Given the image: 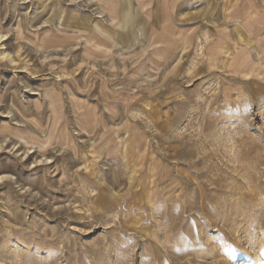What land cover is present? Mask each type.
<instances>
[{
    "label": "rangeland",
    "instance_id": "374dc122",
    "mask_svg": "<svg viewBox=\"0 0 264 264\" xmlns=\"http://www.w3.org/2000/svg\"><path fill=\"white\" fill-rule=\"evenodd\" d=\"M118 1L0 0V264H264V0Z\"/></svg>",
    "mask_w": 264,
    "mask_h": 264
},
{
    "label": "crops",
    "instance_id": "0c3cea01",
    "mask_svg": "<svg viewBox=\"0 0 264 264\" xmlns=\"http://www.w3.org/2000/svg\"><path fill=\"white\" fill-rule=\"evenodd\" d=\"M114 1H115V4H116V6H114L115 9H113L112 11L109 9L110 11H108V12L106 11L108 13L107 16L110 18V20L112 22L117 21L118 18L120 17V13L121 12L124 14L125 20H129L130 19V8H129L130 3H129V5L127 7H123L122 10H120L119 1L118 2H116V0H114ZM162 1H164V0H159L158 7L155 6L154 8H152L153 10H155V12H160V10L162 8L161 5L163 4ZM150 13L151 14L145 13L141 6H138L137 9L135 10V12L133 13V16L136 17V26L138 27V29L142 33L141 39H138L137 42H140L143 38L151 36L155 31L159 30L162 27L163 14H162V20H161V23H160L161 27L159 26L158 28H155V27L151 26V28L149 29L148 34L144 35V32L148 31L146 28H147V25H148V20H149L148 18H150V16L152 15V11ZM232 22H233L234 30L236 31V23H235V21H231V23ZM120 23L122 24V21H120ZM242 36H244L243 33H242ZM130 44L132 46H134L136 43L131 42ZM120 48L121 49H127L128 46H126V45L124 46V45L120 44Z\"/></svg>",
    "mask_w": 264,
    "mask_h": 264
},
{
    "label": "bare ground",
    "instance_id": "6f19581e",
    "mask_svg": "<svg viewBox=\"0 0 264 264\" xmlns=\"http://www.w3.org/2000/svg\"><path fill=\"white\" fill-rule=\"evenodd\" d=\"M238 0H236L235 1V3L237 2ZM166 2V1H165ZM167 3V2H166ZM172 3H173V1H172ZM234 3V4H235ZM223 4V3H222ZM164 5V4H163ZM224 5H225V3H224ZM173 6V5H172ZM234 7H235V5H234ZM171 8V7H170ZM170 8H168V9H170ZM174 8H175V6H174ZM258 8V7H257ZM259 8H261V7H259ZM263 8V7H262ZM162 9H163V7H162ZM167 9V10H168ZM227 10V9H226ZM260 10V9H259ZM151 12V11H150ZM150 12H148V13H150ZM147 13V12H146ZM173 13V12H172ZM256 13V12H255ZM253 14V13H252ZM148 15V14H147ZM247 15V14H246ZM170 18V17H169ZM252 18V17H251ZM171 19V18H170ZM246 19V18H245ZM244 19V20H245ZM115 20V19H114ZM234 20V19H233ZM236 20V19H235ZM163 21H164V19H163ZM249 21V20H248ZM264 21V20H263ZM168 23V22H167ZM163 24V23H162ZM171 24V23H170ZM170 24H169V26H170ZM260 24V23H259ZM167 25V24H166ZM164 27V26H163ZM172 29V28H171ZM166 30V29H165ZM171 31V30H170ZM226 31V30H225ZM175 34H176V32H174ZM250 33V32H249ZM157 35V34H156ZM171 35V34H170ZM229 35V34H228ZM227 36V35H226ZM155 37V36H154ZM157 38H158V36H156ZM178 38V37H177ZM251 38V37H250ZM159 39V38H158ZM252 39V38H251ZM161 40V39H160ZM153 41H154V39H153ZM163 41V40H162ZM178 42V41H177ZM176 42V43H177ZM180 42V41H179ZM183 42V41H182ZM148 43V42H147ZM178 44V43H177ZM176 44V45H177ZM238 44V43H237ZM241 44V43H240ZM261 45H264V44H262V43H260ZM179 45V44H178ZM219 45V44H218ZM217 45V46H218ZM245 44H243L242 46H244ZM151 46V45H150ZM149 46V47H150ZM186 46V45H185ZM238 46V45H237ZM236 46V47H237ZM156 47V46H155ZM160 47V46H159ZM168 47V46H167ZM170 47V46H169ZM211 47V46H210ZM215 47H216V44H215ZM173 48V47H172ZM233 48V47H232ZM244 48V47H243ZM156 49V48H155ZM165 49V48H164ZM223 49V48H222ZM225 49V48H224ZM158 50V49H157ZM163 50V49H162ZM218 50V49H217ZM220 50V49H219ZM248 50V49H247ZM261 50H262V56H260V58L262 59L263 58V60H264V47H261ZM209 51V50H208ZM236 51V50H235ZM156 53V52H155ZM167 53V52H166ZM165 53V54H166ZM168 53H170V52H168ZM246 53H248V52H246ZM212 54V53H211ZM237 54H238V52H237ZM1 55H4V51H2L1 52ZM167 55V54H166ZM234 55H236V54H234ZM211 57V56H210ZM209 57V58H210ZM167 58V57H166ZM169 58V57H168ZM247 58H249V57H247ZM165 59V58H164ZM213 59V58H212ZM216 59V58H215ZM230 59V58H229ZM252 59V58H251ZM236 60H238V59H236ZM165 61V60H164ZM228 62H229V60H227ZM240 61V60H239ZM227 62V63H228ZM244 63V62H243ZM246 63V62H245ZM237 64V63H236ZM257 63L255 62V60H253L252 61V63L251 64H249V65H247V66H245V67H242V66H240V69H241V72H243V76H256V74L258 73L257 72V68H258V66L257 65H259L260 63H258L257 65H256ZM228 65V64H227ZM233 67H235V65H233ZM242 67V68H241ZM228 69V68H227ZM232 69H234V68H232ZM239 73V72H238ZM235 74V73H234ZM45 97H46V95H45ZM49 97V96H48ZM56 99V98H55ZM55 105V104H54ZM54 107V106H53ZM135 141V140H134ZM26 142V141H25ZM27 143V142H26Z\"/></svg>",
    "mask_w": 264,
    "mask_h": 264
}]
</instances>
